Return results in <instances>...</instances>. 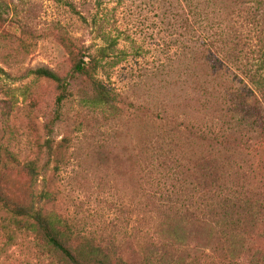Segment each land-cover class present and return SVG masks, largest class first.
Returning <instances> with one entry per match:
<instances>
[{
  "label": "rangeland",
  "instance_id": "374dc122",
  "mask_svg": "<svg viewBox=\"0 0 264 264\" xmlns=\"http://www.w3.org/2000/svg\"><path fill=\"white\" fill-rule=\"evenodd\" d=\"M67 2H75L78 11H91L89 25ZM89 2L81 7V0H0V165L5 151L23 161L48 139L57 145L67 137L57 149L63 166L49 179V206L76 243L102 251L112 264H225L221 241L208 225L164 207L170 201H190V184L176 186L175 179L169 180L164 197L154 199L138 182L139 166L156 164V147L168 136L171 144L175 136L181 138L177 141L185 146L187 159L209 153L203 142L174 132L180 122L207 120L180 84L181 53L192 41L182 36L180 18L163 0ZM95 2L101 4L98 11ZM109 38L118 39V49L130 56L101 71L100 79L117 100L113 108H97L91 86L70 78L83 48L104 45ZM41 68L70 85L62 105L57 103V84L33 74ZM54 122L50 137L46 126ZM256 144L252 141L235 156L228 152L226 158L236 159L245 169L256 165L263 183L264 147H253ZM47 159L44 152L42 162ZM239 175L236 170L226 172L230 181ZM8 225L0 216V264H67L36 233ZM245 239L236 246L235 256L248 261L253 254L264 255L263 231Z\"/></svg>",
  "mask_w": 264,
  "mask_h": 264
},
{
  "label": "trees",
  "instance_id": "16d2710c",
  "mask_svg": "<svg viewBox=\"0 0 264 264\" xmlns=\"http://www.w3.org/2000/svg\"><path fill=\"white\" fill-rule=\"evenodd\" d=\"M163 1L167 9L175 11L180 18L182 36L192 41L191 45H184L181 53L184 61L180 76L182 91L197 105L196 111L208 120L203 124L190 120L180 122L174 132L183 131L195 142L198 139L207 145L209 153L197 157L194 154L187 159L185 146L177 141L181 138L175 136L177 140L171 144L169 136L165 135L170 144L160 138L164 145L156 147V164L139 166L138 182H143L154 199L159 194L164 197L169 180L175 179L176 186L177 183L190 184L193 192L190 201L184 200L181 204L170 201L175 206L164 204V207L197 217L199 223L208 225L214 237L221 241L225 264H264V255L253 254L248 261L235 256L236 246L247 240V235L264 232V182L258 181L256 165L245 169L235 157V160L226 158L228 152L235 156L243 148H250L252 141L257 143L253 147H264V112L261 110L264 106V0ZM66 4L89 25L87 15L91 11H78L75 2ZM90 4L89 0H81L80 6ZM96 4L98 11L101 4ZM96 22L97 15H93L92 23ZM105 42L83 48L70 78L73 83L84 80L91 86L92 103L97 108H113L117 100L115 92L100 79L101 71L105 65L114 68L130 56L127 51L118 49V39L109 38ZM202 70L208 73L201 74ZM33 74L57 84L58 104L67 100L71 88L67 81L44 68ZM57 115L54 119L60 121V113ZM55 123L46 126L50 137ZM255 133L258 136L254 140ZM63 142L67 143V137ZM61 143L55 145L50 138L36 155L23 161L5 151L0 165V216L9 224L8 228L36 233L67 264H112L102 251L76 243L70 229L49 206L52 196L49 179L63 166L57 159V149L63 147ZM44 152L48 159L42 162ZM182 159L188 164H183ZM233 170L240 175L230 181L226 172Z\"/></svg>",
  "mask_w": 264,
  "mask_h": 264
}]
</instances>
